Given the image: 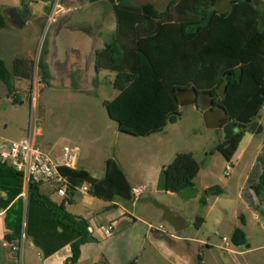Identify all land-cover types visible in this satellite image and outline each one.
<instances>
[{"label":"rangeland","instance_id":"1","mask_svg":"<svg viewBox=\"0 0 264 264\" xmlns=\"http://www.w3.org/2000/svg\"><path fill=\"white\" fill-rule=\"evenodd\" d=\"M170 1L135 0L134 3L149 2L163 11ZM62 2L59 0L60 5ZM229 2L219 0L215 7L219 11H226L230 8ZM254 3L260 6L264 0H254ZM87 5L92 7L87 13L85 3H78L76 7L86 14L82 16L83 20L91 22L98 20L94 14L97 10L104 13V28L97 41H104L106 32L109 42L115 29L111 4L101 0ZM42 27L39 34L31 26L0 31V60L10 66L15 58H25L30 61L31 67L29 81L14 80L15 94L19 96L16 103L7 96L0 81V105H4L0 108V135L8 140L20 138L32 125L33 118L40 130L36 144L42 150L47 142L62 147L66 143L63 141L65 138L72 140L78 134L83 137L90 130L108 134V152L92 144L90 138L84 139L83 146L73 142L68 146L76 145L81 163L100 171L103 169L102 158L107 155L111 159L115 155L126 169L134 187L139 189L144 184L151 187L149 191H141L140 198L135 201L119 199L127 211L140 220L128 218L125 223L117 224L112 236L114 241L108 244V256H116L121 264H264L263 225L248 218L243 230L247 234V244L252 249L249 253H242L230 240L232 228L235 225L240 227V219H235V215H249L244 210L238 192L245 181L252 155L246 153L232 169L228 167L226 159L214 151L223 141L220 126L226 118L222 111L216 107L211 108L201 96L196 103H189L191 96L186 95L180 99L178 120L168 123L162 131L144 139L120 134L117 124L108 117L104 107L105 102L111 101L118 94L114 74L97 72L90 84L80 74L82 70L70 75L69 87L62 80L49 85L43 83L37 64L41 56L45 59V48L52 37V24L46 21ZM76 39L85 46L81 35ZM29 52L31 56H28ZM37 82L38 94L33 107L30 92ZM86 86L88 90L84 92ZM255 120L264 125V105ZM5 123L7 128L4 129ZM254 136L255 145L264 141V131ZM180 153H190L199 165V171L193 179L198 194L188 201L181 200L169 191L158 192L156 184H153L154 176L157 181L160 170ZM214 186H218L223 194L206 196L204 192ZM168 209L182 218L176 217L172 223L164 214ZM148 224L153 228L152 231ZM174 227L177 230L184 228L178 232L174 231ZM224 237L226 240H223ZM207 243L211 246H207ZM27 244L25 241L21 257L25 258L30 252L29 257L33 260L35 254L28 251ZM101 247V241L94 242L88 254L94 252L97 255ZM83 256L78 264H102L100 257L95 260L88 258L86 253Z\"/></svg>","mask_w":264,"mask_h":264},{"label":"trees","instance_id":"2","mask_svg":"<svg viewBox=\"0 0 264 264\" xmlns=\"http://www.w3.org/2000/svg\"><path fill=\"white\" fill-rule=\"evenodd\" d=\"M98 1L101 0H89ZM106 1L112 6L115 31L108 44L96 52L95 68L115 75L118 94L104 107L118 130L134 137L156 134L178 120L182 96L190 95L189 103H196L201 96L211 108L221 110L226 121L233 120L242 127L214 149L230 161L245 127L257 118L264 105V3L257 6L254 0H231L228 10L219 11L215 7L219 0H171L159 11L149 2ZM5 26L0 16V27ZM37 65L41 80L48 84L49 69L44 57ZM30 78L28 59L15 58L10 66L0 60V81L14 103L19 100L14 80ZM105 165V177L100 180L93 179L87 171L66 166H60L58 171L68 183L67 193L88 184L90 193L99 199L131 200L132 188L119 166L112 159ZM0 167H7L16 177L21 175L12 166L0 162ZM164 169L167 189L176 194L187 186L194 187L199 165L190 153H180ZM246 187L257 195L264 188V146ZM221 193L218 186L204 192L206 196ZM28 194L48 207L62 226L77 234L70 244L71 256L63 263L76 264L80 247L92 239L87 221L41 194L38 183L28 184ZM243 197L246 198L245 191ZM5 239L14 241L10 235ZM230 240L236 248L247 244L241 228L233 230Z\"/></svg>","mask_w":264,"mask_h":264},{"label":"crops","instance_id":"3","mask_svg":"<svg viewBox=\"0 0 264 264\" xmlns=\"http://www.w3.org/2000/svg\"><path fill=\"white\" fill-rule=\"evenodd\" d=\"M55 1L56 0H0V16L4 18L6 24L5 27H0V31H7L14 28L8 17V10L10 8H15L24 21L23 27H34L39 34ZM62 1V5L60 6L66 11L59 13L55 21L51 23L52 37L48 41V46L45 48V60L49 69L48 85L54 81L62 80L66 81L69 87L71 82L69 78L70 75L73 72H80L82 70L80 74L83 75L85 82L91 84L93 79L97 76V72H108L95 68L96 52L100 51L104 45L108 44V35L106 32H104L106 39L100 42L97 41L102 33L104 13L99 10L94 13L98 18L96 22L83 20L82 16L86 14L79 11L76 4L85 3L87 9L85 12L87 13L92 9L91 6L87 5L89 0ZM67 9L69 10L67 11ZM77 35H81L84 39L83 42L85 41V46H82L81 41L76 39L79 37ZM28 54V56H31L30 52ZM82 60H84L85 63L81 64ZM80 67H82L81 70ZM87 90L88 87L86 86L83 91L86 92ZM3 106L0 105V108H3ZM3 128H7L6 123L3 124ZM25 133L26 132H24L20 138H23ZM119 133L123 134L120 131ZM39 135L40 130L38 129V136ZM254 135L255 134L245 132L234 155L230 161H228V167L233 169L246 153L252 155L245 181L238 192V197L244 203V210L247 211L249 215L246 213L235 215V219H240V227L235 225L231 230V234L235 228L243 229L247 224L248 218L264 226V193L259 189V195H257L252 189L246 187V181L264 146V141L256 145L254 144ZM73 137L72 140L65 138L63 141L66 143L63 144L62 147L47 142L43 145V148L45 152L50 155L52 160L58 164L63 162L62 148L64 146H68V144L72 142L75 144H82L83 146L84 139L86 140L88 138H90L89 140L92 144L98 145L101 149H104L105 152H108V134L106 133H98L97 131L90 130L87 132L86 136L82 137V135L80 136L78 134V136L76 135ZM139 138L144 139L147 137ZM9 141L12 140L4 139L0 135L1 144ZM73 147L77 148L76 145ZM78 153L79 151L77 148L75 163L69 168L87 171L89 175L96 180L105 177V163L106 160L109 159L107 155L102 158L103 169L100 171L96 167H86L88 165L81 163L82 160L78 156ZM111 159L116 162L124 173L132 191L136 189L139 192L138 196L135 197L131 191V200L135 201L137 198L139 199L141 191L150 190L151 187L145 184L139 189L134 187L129 181L126 169L123 167L120 160L115 155H113ZM0 162L10 166L6 162L1 160ZM155 176L153 184H156ZM38 189L41 194L47 196L52 202L57 205H63L65 210L70 214L85 219L88 226L92 228V232H89L92 239L80 247V256L76 264L84 257L83 255L85 253L87 257L91 259L94 258L98 260V257H100L99 261L102 264H121V261H119V258L116 256H108V244L114 241L112 237L113 233L105 237L98 230L99 225H106L109 222L113 223L114 231L118 223H125L128 218L134 221L140 220L135 217L133 213H129L119 202L120 197H114L111 202H108L92 195L90 191L81 193L78 190L68 192L65 197H61L48 182L38 183ZM244 191L246 198L243 197ZM221 194H223V191ZM164 214L181 217L180 215H176L175 211L171 209H168ZM24 219L26 222L25 241L28 242V251H32L35 254L33 260L29 257L30 252L27 253L25 258L21 257L19 259L5 246V242H8L5 239L6 235H10L15 240L20 233L22 221ZM147 226L150 231L153 230L150 224ZM183 228L179 230L174 229V231L181 232ZM245 235L247 240V234L245 233ZM77 237L74 231L62 226L56 221L48 207L40 205L31 199L28 194V184L22 177V174L20 177H16L7 167H0V264H63L65 260L71 256L70 244L74 242ZM96 241L102 242L100 251L97 252V255H95L94 252L91 255L88 254V251L91 249L90 247L94 245ZM247 245L248 247H245ZM207 246L211 245L207 243ZM245 246L240 247L242 253H249L252 251L249 244ZM92 262L94 261L92 260Z\"/></svg>","mask_w":264,"mask_h":264},{"label":"built area","instance_id":"4","mask_svg":"<svg viewBox=\"0 0 264 264\" xmlns=\"http://www.w3.org/2000/svg\"><path fill=\"white\" fill-rule=\"evenodd\" d=\"M69 9H67L68 11ZM66 11L62 9L59 4V0H56L53 5L50 14L46 21L48 24L55 21L56 16ZM38 94V82L34 83L31 87L30 102L35 107L36 99ZM38 136V128L35 125V118L32 119V125H29L26 134L23 138L12 140L7 143H0V160L8 163L17 172L22 174L26 183H40L48 182L54 188L55 192L65 197L67 195L68 183L64 176L60 174L58 168L60 166L71 167L74 165L76 160L77 148L71 146H64L62 148L63 162L58 164L52 160L50 155L42 150L36 144V137ZM76 190L81 193L89 192L88 184H82ZM132 193L135 197L138 196L139 192L133 189ZM26 222L25 219L22 221L21 230L16 240L12 242H5V246L10 250L11 253L15 254L20 259L23 246L26 239L25 234ZM113 223L109 222L106 225H99L98 230L105 236L108 237L113 233ZM153 229V228H152ZM88 231L92 232V228L88 226ZM223 240H226L224 237Z\"/></svg>","mask_w":264,"mask_h":264},{"label":"water","instance_id":"5","mask_svg":"<svg viewBox=\"0 0 264 264\" xmlns=\"http://www.w3.org/2000/svg\"><path fill=\"white\" fill-rule=\"evenodd\" d=\"M8 17H9L11 25L14 26V28L23 27L24 21L15 8H10L8 10ZM221 130H222L223 141H227L232 136H234L236 133H239L242 130V127L239 126L235 121L230 120V121H226L221 126ZM262 131H264V125L260 124L257 120H253L248 126L245 127V132L249 134H259ZM167 188H168L167 187V173L165 169L163 168L160 170L158 174L155 189L158 192H165V191H168ZM197 194H198V190L192 186H187L181 191L176 193V195L183 201H188L194 198ZM165 216H168L172 223L174 220H176V217L172 216L171 214L169 215L165 214ZM174 229L176 228L174 227ZM245 247H248V245Z\"/></svg>","mask_w":264,"mask_h":264}]
</instances>
